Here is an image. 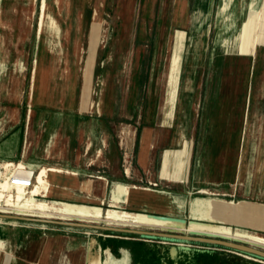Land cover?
I'll use <instances>...</instances> for the list:
<instances>
[{"label":"rangeland","instance_id":"rangeland-1","mask_svg":"<svg viewBox=\"0 0 264 264\" xmlns=\"http://www.w3.org/2000/svg\"><path fill=\"white\" fill-rule=\"evenodd\" d=\"M41 1L1 0L0 35L3 51L0 55L2 58L0 71L5 72V76L0 78V84L6 82L12 85L17 78L24 81L20 117L25 129L29 124L28 142L30 116L36 118L37 127L43 117H48L49 129L47 135L42 137L41 146L45 144L50 133L64 127V138H69V151L75 152L79 140L77 133L79 129H84L92 146L86 158H91L103 138L100 136L103 129L109 134L110 142L115 144L112 155L115 158L116 169H122L128 176L140 177L139 141L141 144L143 134L148 132L147 149L143 151L141 145L140 153V162L145 165L152 146L153 132L143 131L155 127L156 92L161 89L172 91L174 82L167 83L165 80L176 76L180 69L167 65L170 55V51H166L169 21L162 15L163 0H154L148 12L145 7L146 0H46L49 14L60 26L59 36L48 27L42 35H37ZM231 1L227 0V3ZM78 46L82 48L79 64L75 52ZM158 47L162 48L161 53L164 58L156 72L157 77L153 78H163V87L152 78ZM58 57L61 58V63ZM222 63L218 59L214 66L207 67V76L212 75L208 101L211 102L217 91H221L219 93L221 97L214 102L215 106L212 110L207 109V134L210 135L214 125H219L220 117H226L227 110L237 108L239 102L240 106L246 109L248 102L241 146L209 147L219 149V154L212 155V160H223L224 165L230 168L228 172L231 175L224 180V183L216 184L214 180L219 178L213 177V174L220 173V163H212L210 175L213 178H210L213 182H207L205 191L200 192L198 190L200 188H197L191 195V212L181 218L160 217L185 221L187 227H190L192 222L217 224L264 237V157L258 152L264 141V47L259 49L250 65L240 67L233 60H228L227 64L224 62V65ZM184 69L185 73L188 71L187 68H182L181 73ZM45 74H49L46 75L47 79ZM222 75L223 80H231V82L219 88ZM237 90L240 91L238 96ZM253 127L255 137H252L251 142L246 145L244 139L253 133L250 130ZM34 131L37 135L36 127ZM232 138L230 136L233 142ZM254 145L257 148L255 153ZM226 150L227 154L221 153ZM69 156L66 157L68 160ZM195 156V165H197L199 156L198 154ZM100 158L105 159L103 155ZM8 163L22 162H0L2 175L7 172L4 166ZM24 165L28 168L26 164ZM203 171L204 159L199 166V176ZM232 179L236 181V186L235 183L233 184L234 189L231 186ZM158 187V184L153 186L155 189H159ZM216 187L222 188L226 196L210 192V189ZM180 199L183 200V197L180 196ZM44 200L56 203L55 200L47 197ZM64 202L85 205L71 201ZM55 219L59 218L55 217ZM100 224L106 223L103 220ZM40 226L36 223L3 220L0 222V240L6 241L4 245L7 251L18 250L21 243L32 237L31 234ZM119 226L192 234L160 228H139L134 225ZM87 232L95 236L123 235L93 230ZM4 233L7 236L3 238ZM96 243L97 241L93 239L89 244L88 262L91 264H100L99 253L94 252Z\"/></svg>","mask_w":264,"mask_h":264},{"label":"crops","instance_id":"crops-1","mask_svg":"<svg viewBox=\"0 0 264 264\" xmlns=\"http://www.w3.org/2000/svg\"><path fill=\"white\" fill-rule=\"evenodd\" d=\"M153 2L146 0V12ZM257 11L260 17L243 46L239 36ZM162 15L168 18L170 26L167 32L166 51H170L167 65L180 69L176 76L165 80L174 82L172 91L161 89L156 92L155 127L143 131L153 132L152 147L145 165L140 162L139 141L140 177H131L122 169H116L112 155L115 144L110 142L109 134L103 129L99 146L91 158H86L92 146L84 129L77 133L79 140L75 152L69 151V138H64V127L50 133L41 146L42 137L49 129L48 117H43L39 127L36 123V130L41 133L37 144L28 150L32 144L27 140L29 124L25 129L20 117L24 88L21 78L12 85L0 84V162H22L35 172L41 168L62 170L49 172L47 177L50 187L46 197L56 203L71 201L103 210L117 208L131 213L175 218L186 217L191 212L190 198L197 188L200 192L205 191L207 182L212 183L214 176L219 178L214 180L216 184L224 183L231 175L228 172L230 168L224 165L223 160H212V155L219 154V149L214 148L241 146L248 102L246 109L239 102L237 108L227 110L226 117L221 112L223 117H220L219 125H214L208 135L207 109L212 110L214 102L221 97V91H217L211 102L208 101L212 75L207 76V67L214 66L218 59L223 65L228 60L242 61L247 65L253 63L259 49L264 47V0H232L229 3L227 0H163ZM161 49L158 47L156 55V58H161L160 66L163 59ZM182 68L188 71L185 73L184 69L181 73ZM223 77L219 88L231 82L230 79L223 80ZM153 80L161 85L164 82L163 78ZM56 132L61 136L60 141L49 148V141ZM212 146L214 148L210 149ZM221 153L227 154V150ZM196 154L199 156L197 165ZM102 155L105 159L100 158ZM203 159L204 171L199 176ZM212 163H220V173L216 172L213 177L210 175ZM234 183L236 186L232 179L233 189ZM155 184L159 189L153 188ZM210 192L226 196L220 187L212 188ZM39 225L18 250L0 251V264H89L88 249L93 239L97 241L94 252L99 253L100 264H264L220 249L172 252L173 245L148 242L138 236H95L86 229ZM5 234L3 238L7 236Z\"/></svg>","mask_w":264,"mask_h":264},{"label":"bare ground","instance_id":"bare-ground-1","mask_svg":"<svg viewBox=\"0 0 264 264\" xmlns=\"http://www.w3.org/2000/svg\"><path fill=\"white\" fill-rule=\"evenodd\" d=\"M113 9H115V8H113ZM39 10H40V13H39V19H38V25H37V27H38L37 28V35L38 36L42 35L44 30L48 27L50 31H52L53 33L55 32L54 34L59 36L60 32H61L60 26L58 25V22L49 14L48 4H47L46 0H42L40 2ZM259 17H260V13L257 12L254 15V17L251 18V20L247 23V25L245 26V29L240 34L239 38H241V40L243 41V46L246 45V43H247L246 41L248 40V38L251 35V29L253 28L255 21L258 20ZM1 25H2V11H1V0H0V28H1ZM234 39H236V38H234ZM2 47L3 46H2L1 35H0V55L2 54V51H3ZM75 52L77 54L76 55L77 64H79L80 60H81V54H82L81 46H78L76 48ZM242 52H244V50ZM0 59H2L1 56H0ZM58 59L61 63V58L58 57ZM64 59H66V58H64ZM160 59L161 58L159 56L157 58H155V63H154L153 72H152L153 77H157L156 72L158 71V69L160 67ZM233 61H235L240 67H244L246 65L245 63L240 62V61H236V60H233ZM57 64L59 65V62H57ZM64 67H66V66H64ZM4 73L5 72L0 71V78L5 76ZM46 75L48 76L49 74H45V78H46ZM40 80H42V79H40ZM42 83H43V81H42ZM240 87H241V83H240ZM42 89L40 91H42ZM40 91H39V93H40ZM34 93H35V91H34ZM239 93H240V91L237 90V96ZM44 94H45V92H44ZM29 121H30L29 142L32 144L28 147V150L37 144V141H38L39 136L41 134L38 131V133L36 135L35 131H34L35 127H36V118H31V116H30ZM250 130H251V132H253L255 129L253 127ZM34 136L36 137L35 140H34ZM148 136H149L148 132H145L141 138L142 139L141 145H142L143 151H145L147 149ZM252 137H255L254 132L252 134H250L247 138L244 139L246 145H248L251 142ZM60 138H61V136L58 132L54 133L52 135L50 141H49V148L56 146V144L59 143ZM150 143H151V140H150L149 144ZM150 147H152V146H150ZM253 151H254V153H255V151H257L256 146L253 148ZM258 152H259L260 156L264 157V141H262L261 147L259 148ZM18 168L22 169V170L26 169L25 171H20L19 172L20 175H24V176L30 175V173H28L29 170H27V168H25V165L23 163H20ZM61 171L62 170L56 169V168H41L34 177L33 187L29 190H27L21 186H13L11 184V182L7 179V177L6 178L2 177V179L0 180V213L1 214H13L16 216H24V217H31V218H43V219H55V217H57V218H59V220L79 221V222L90 223V224H100V222L104 220L107 225L113 226V227H120L119 225H134V226H137L139 228H142V227L148 228L149 227V228H160L162 230L186 231V232H191V233H198V234H205V235H211V236H216V237L228 238L231 240H236L238 242L246 243V244L254 246V247L264 248V237L263 236H260L256 233H250V232L245 231V230H240V229L234 230L228 226L217 225V224H207V223H201V222H192L190 224V227H187L185 225V222L182 220H176V219H171V218H167V217H160V216L151 215V214L131 213V212L119 210L117 208H110V209L103 210L101 207L70 204V202H68V203H65V202H59V203L48 202L47 200H44L47 196V193H48L49 187H50L49 181L47 179L48 173L49 172L59 173ZM0 178H1V176H0ZM125 189H126V187H125ZM1 221L2 220H0V222ZM56 242H58V241H56ZM56 249H57V247H56ZM0 251L1 252L5 251L4 242L1 240H0ZM32 258H33V256H32ZM52 260H53V258H52ZM98 261H99V259H98ZM27 263H29V262H27ZM89 264H91V263H89ZM92 264H94V263H92Z\"/></svg>","mask_w":264,"mask_h":264},{"label":"water","instance_id":"water-1","mask_svg":"<svg viewBox=\"0 0 264 264\" xmlns=\"http://www.w3.org/2000/svg\"><path fill=\"white\" fill-rule=\"evenodd\" d=\"M0 220L20 221L26 223H36L42 225H53L67 228H80L93 231H102L107 233H116L123 235L138 236L148 242H159L163 245H173V251H212L211 249H220L228 252L243 255L249 259H255L256 262L264 263V249L254 247L246 243L238 242L228 238L216 237L211 235L197 234H177L169 232H158L151 230L113 227L107 224H90L79 221H67L59 219L31 218L16 216L13 214H1ZM185 222V221H184ZM186 223V222H185ZM188 243V244H185ZM194 244V245H193ZM205 245V246H202ZM207 246V247H206Z\"/></svg>","mask_w":264,"mask_h":264},{"label":"built area","instance_id":"built-area-1","mask_svg":"<svg viewBox=\"0 0 264 264\" xmlns=\"http://www.w3.org/2000/svg\"><path fill=\"white\" fill-rule=\"evenodd\" d=\"M18 167H19V164L8 163L4 166V170L5 169L7 170V172L4 175H2L3 173L1 170L2 168H0V176H2L3 178L7 177V179L11 182L13 186H21L27 190L31 189L34 184V177L36 175V172L25 166V168L29 170L28 173H30V175L29 176L20 175L19 172L25 171L26 169L22 170V169H19ZM251 260L257 261L252 258Z\"/></svg>","mask_w":264,"mask_h":264}]
</instances>
